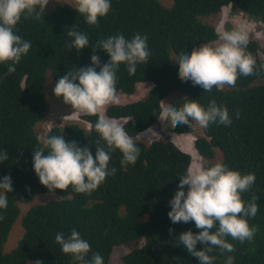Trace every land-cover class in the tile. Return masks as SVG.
I'll return each instance as SVG.
<instances>
[{
  "label": "trees",
  "instance_id": "16d2710c",
  "mask_svg": "<svg viewBox=\"0 0 264 264\" xmlns=\"http://www.w3.org/2000/svg\"><path fill=\"white\" fill-rule=\"evenodd\" d=\"M172 1V6L166 7L160 0H110L111 9L98 20V26L89 25L73 4L45 7L39 19L35 15L21 17L14 31L32 47L14 73L7 74L8 65L0 64V153L8 154V160L0 161V181L10 176L13 187L6 194L7 208L0 209V264H74L71 255L64 254L55 242L57 233L63 232L67 237L73 229L90 244L86 257L89 262L93 253H99L104 264H111L116 247L143 240L141 246L123 255L124 264H199L177 241L186 231L198 234L194 221L173 223L168 217L169 201L178 190L180 176L193 162L192 156L173 140H136L140 156L135 165L124 167L122 154L112 151L109 168H115L116 173L91 194L77 193L71 186L65 191H49L35 174L33 150L44 148L42 138L61 135L68 143L89 148L94 158L98 144L107 148L94 129L98 116L76 115L78 122L55 121L43 137L39 136L38 127L54 105L47 97L48 76L57 82L74 68L91 67L93 50L101 65L107 63L110 58L97 47V42L118 33L126 40L137 33L147 35L150 50L147 63L137 64L134 75H129L126 64L119 65L118 95L133 96L142 85L151 90L139 100L110 105L106 116L118 120L131 117L125 131L135 139L156 124L162 112L161 101L173 92L183 93L172 104L177 108L189 100H196L205 108L213 100L217 106L226 107L232 123L201 128L194 147L206 167L219 162L242 175L255 174L254 185L241 198L247 203L257 197L258 212L248 218L249 225L257 231L250 241L226 237L234 245V252L220 254L216 249L211 255L215 257L214 264H226L229 255L234 264H264V83H258L264 79V69L259 68L264 65V47L263 56L259 53L264 44L249 36L246 51L256 59L255 74L239 76L235 86L213 88L211 92L193 86L191 81H181L175 64L181 52L190 53L193 48L218 39V30L209 19L224 7L244 12L264 27V0ZM73 30L88 36L87 48L77 52L68 47L72 42L68 32ZM195 124L192 122L193 127ZM193 127L170 128L184 135ZM218 151L223 153L221 161ZM39 194H55L57 198L34 203ZM24 205L29 208L23 213ZM19 219L23 236L15 248L7 250ZM169 229L173 231L170 233ZM196 247L199 251L206 246L198 242Z\"/></svg>",
  "mask_w": 264,
  "mask_h": 264
},
{
  "label": "clouds",
  "instance_id": "9594fccd",
  "mask_svg": "<svg viewBox=\"0 0 264 264\" xmlns=\"http://www.w3.org/2000/svg\"><path fill=\"white\" fill-rule=\"evenodd\" d=\"M48 3L49 0H0V64L8 65L7 74L16 71V65L32 47L30 42L16 34V25L22 16L35 15L39 19ZM110 9V0H75V10L92 26H98V20ZM68 36L72 38L68 47L77 52L89 45L86 34L73 30ZM147 40V35L139 33L130 40L119 33L109 36L97 42V47L110 58L107 63L101 65L95 54L97 51L93 50L91 67L74 68L59 77L54 88L55 96L71 105L75 110L72 115L98 116L94 129L107 148L98 144L94 158L89 148H82L75 142L68 143L61 135L42 138L44 148L33 150V167L39 182L49 191H65L71 186L77 193L91 194L109 175L116 173L115 168H109L112 151L118 150L122 154V167L135 165L140 156L136 140L148 138V133L159 136L149 128L134 139L125 131V124L132 120L131 117L121 122L105 115L110 105L120 103L116 88L119 65L126 64L129 75H134L137 64L147 63L150 57ZM248 43L249 33L245 26L232 31L218 29V39L193 48L190 53L178 55L175 63L179 68L178 78L191 81L204 92L235 86L239 76L247 77L258 70L256 59L246 51ZM259 68L264 69V65ZM161 104L159 120L166 121L172 128L179 125L192 128V122L204 129L210 124L227 126L232 123L228 109L217 106L215 100L207 108L196 100H189L180 108L163 101ZM236 117L239 118V113ZM6 160L8 154L0 153V161ZM255 180V174L242 175L219 162L206 167L200 160L192 163L180 176L178 190L169 201L171 211L168 217L173 223L194 221L198 234L189 230L181 233L177 241L199 260V264H214L215 257L211 254L216 249L220 254L234 252V245L227 242L226 237L240 242L254 238L257 229L249 225L248 218L255 217L258 212L257 197L246 203L241 194L249 191ZM0 190V209H6V194L13 191L10 176L0 181ZM172 231L169 229L170 233ZM55 242L64 254L71 255L74 264H104L99 253H93L90 262L86 260L90 244L75 229L67 237L63 232L57 233ZM198 242L206 247L198 251ZM35 264L42 262L36 261ZM226 264H234L232 256L226 257Z\"/></svg>",
  "mask_w": 264,
  "mask_h": 264
},
{
  "label": "rangeland",
  "instance_id": "374dc122",
  "mask_svg": "<svg viewBox=\"0 0 264 264\" xmlns=\"http://www.w3.org/2000/svg\"><path fill=\"white\" fill-rule=\"evenodd\" d=\"M161 3L166 7H171L173 4L172 0H160ZM65 5V4H73L75 5V0H49V3L46 7L50 8L55 5ZM209 22L213 23L217 30L223 29L227 31H232L235 29H239L241 26H245L247 28V31L249 33V36L256 37L261 44H264V27L260 22L251 20L244 12H234L229 6L224 7L221 12L215 16H212L209 19ZM264 45L260 46V55L263 56V52L261 48H263ZM56 81L52 78V76H48L46 81V91H47V97L49 101L51 100L54 105L51 106V113L47 119L40 124L38 127V134L39 136L43 137L46 135V133H43L45 130H49L52 128V125L55 121H74L78 122L77 116L72 115L75 111L71 105L65 104L62 97H56L54 94V88L56 85ZM258 83H264V79L260 80ZM147 89H150L148 86L142 85L139 87L137 93L133 96H123L119 95L120 103L119 104H126L130 101L139 100L143 98V96L146 95L148 92ZM183 96V93L181 92H173L171 93L163 102L172 105L174 101L180 97ZM106 115V112H105ZM160 119V118H159ZM158 119L156 124L151 127V129L159 136L153 135L152 133H148V138L140 139L142 141H145L146 143H151L155 140H161V138H169L170 140H173L178 146H180L186 153L190 154L192 156V163L200 160L203 162V159L201 156H199L198 152L196 151L194 147V141L197 136H199L202 133L201 127L198 124H195L193 129L190 131V133L180 135L174 133L171 128L167 125V122H162ZM121 122H124V120H121ZM64 124V123H61ZM164 139V138H163ZM218 157L221 161L223 159V153L221 151H218ZM57 195L55 194H39L37 196L38 200H36L34 203H38L40 200L44 201H52L53 199L57 198ZM45 203V202H44ZM29 208V205H24L23 207V213L26 211V209ZM21 220L19 219L15 226H17V230L12 235V240L8 244V249L11 250L15 248L17 245V240L19 237L23 236V228L21 224ZM15 226L12 231H14ZM143 244V240L137 241V242H130L127 244H123L121 246H118V248L112 257L111 264H124L122 261L123 255L125 256L128 254L131 250H133L136 247H139Z\"/></svg>",
  "mask_w": 264,
  "mask_h": 264
}]
</instances>
